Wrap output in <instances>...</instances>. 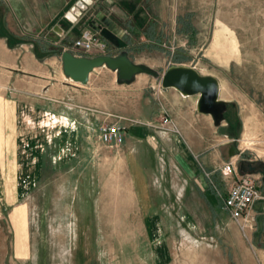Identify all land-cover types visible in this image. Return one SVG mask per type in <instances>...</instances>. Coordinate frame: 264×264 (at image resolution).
Here are the masks:
<instances>
[{"label": "rangeland", "instance_id": "1", "mask_svg": "<svg viewBox=\"0 0 264 264\" xmlns=\"http://www.w3.org/2000/svg\"><path fill=\"white\" fill-rule=\"evenodd\" d=\"M159 4L163 14L175 11L192 27L177 19L175 34H164L157 42L141 38L131 50L132 59L160 72L183 66L217 76L218 100L231 99L238 106L240 126L234 140L229 136L230 148L241 151L238 160L259 163L254 174L263 182L264 0ZM223 23L237 28L236 34H223ZM234 37L240 43V63L231 68L233 81L225 83L226 42ZM107 42L110 53L124 46L119 40ZM175 55L182 60L175 62ZM96 75L104 104L112 92L118 98L117 112L125 114L132 91L118 85L109 69ZM134 84L137 88L160 81L141 74ZM155 118L157 126L170 119L164 110ZM46 120L42 110H0V264H264V202L257 214L252 210L255 222L245 232L220 208L219 194L233 176H210L212 183L204 176L207 184L197 178L199 187H191L172 170V179L183 188L173 195L163 191L169 179L166 165L175 163L180 148L178 133L154 134L148 153L139 154L154 165L149 186L133 193L124 157L119 163L116 158L92 164L86 163L94 158L87 148L80 152L58 141L46 146ZM165 203H173L174 209L167 210Z\"/></svg>", "mask_w": 264, "mask_h": 264}, {"label": "crops", "instance_id": "2", "mask_svg": "<svg viewBox=\"0 0 264 264\" xmlns=\"http://www.w3.org/2000/svg\"><path fill=\"white\" fill-rule=\"evenodd\" d=\"M75 1L0 0V25L3 31L5 29L9 34L24 38L28 42L36 40L43 42V49L64 50L73 48L74 39L80 35L84 27L91 24L103 26L102 18L106 17L108 28L119 36V42L127 41L122 49L128 50L130 57L131 50L136 48L141 38L157 42L164 34L176 33L178 15L175 11L168 16L163 14L160 11L159 0H147V5H143L142 0H92L76 22L71 23L63 15ZM147 7L154 12L150 13ZM55 26H58V32L53 31ZM222 30L225 35H235L237 32V28L225 23ZM231 41L235 44L234 47L230 44ZM226 44L229 54L226 53L224 57L228 58L224 65L227 71L223 75L225 83L233 81L231 68L240 63L237 60L240 54V43L237 38L228 40ZM103 69L107 68L101 67L92 71L85 85L74 83L62 74L60 55L38 58L33 52L32 43L10 46L7 38L0 35V110H42L47 119L43 124L46 129V146L55 145L58 141L67 147H79L80 152L87 148V152L93 153L96 159L93 158L86 163L93 164L98 159L108 162L116 158L119 163V159L124 157L127 178L130 181L128 185L133 193H141L140 189L149 186L148 172H151L154 166L151 160L143 158L141 160L139 154H144L145 151L148 153V145L154 143L152 139L154 134L162 136L167 131L170 132L160 125H154L155 117L162 110L168 112L169 120L178 129V136L181 139L180 148L174 157L175 163L166 165L165 174L166 177L169 176L163 183L166 195H173L178 189L180 191L183 188V184L172 179V170L178 172L183 179H187L191 187H197L196 183L199 187L197 178L205 181V176L212 183L210 176L219 177L222 165L231 158H238L241 151H232L230 148L229 141L234 138L228 122L222 119L217 123L210 114L200 113L197 106L198 95H183L174 88H164L155 84L133 88L134 81L129 85H122L132 91V94L127 97L128 111L120 114L117 112L119 109L115 102L118 98L113 97L112 92L107 93L108 97L104 104L101 89L94 83L98 77L96 74ZM215 78L219 85V78L217 76ZM221 101L233 104L231 110H236L238 115V106L234 101L231 99ZM105 121L125 124L126 130L119 144H108L100 138L99 128ZM231 122L233 125V120ZM155 129L162 133L159 134ZM225 138L227 140H224ZM182 144L188 151L183 150ZM254 173L256 171L251 172L256 176ZM258 178L256 176V182L264 193V181ZM207 182L206 180L205 183ZM227 188L221 195L226 194ZM219 199L222 209L220 196ZM263 202L254 203L252 207L254 213L257 214L262 209ZM164 205L167 210L174 209L173 203ZM142 207L146 209L145 205Z\"/></svg>", "mask_w": 264, "mask_h": 264}, {"label": "water", "instance_id": "3", "mask_svg": "<svg viewBox=\"0 0 264 264\" xmlns=\"http://www.w3.org/2000/svg\"><path fill=\"white\" fill-rule=\"evenodd\" d=\"M91 3L92 0H76L63 17L74 23ZM106 19V17L102 18L104 26L101 27L100 34L107 41L118 44V37L108 28L109 23ZM53 31L58 32V26L53 27ZM60 61L64 77L81 85L87 84L90 73L101 67L115 73V81L118 85H129L138 75L146 74L159 80L164 88H174L187 96L198 95L197 106L200 113L210 114L217 123L223 119L226 103L218 100L217 79L210 75H201L193 68L172 66L160 72L145 63L135 62L126 49H121L116 54L93 56L77 55L71 49H64ZM237 169L241 173H251L256 170L251 161L246 159L238 160Z\"/></svg>", "mask_w": 264, "mask_h": 264}, {"label": "built area", "instance_id": "4", "mask_svg": "<svg viewBox=\"0 0 264 264\" xmlns=\"http://www.w3.org/2000/svg\"><path fill=\"white\" fill-rule=\"evenodd\" d=\"M102 25H88L80 35L74 39L71 50L79 54H111L109 44L100 34ZM161 128L178 133V129L169 119H165ZM125 127L119 123H103L100 125L99 134L103 142L119 144L124 136ZM238 158H231L221 167L225 176H233V181L227 188L226 194H219L222 199V209L237 223L240 230L245 232L253 227L255 216L252 207L256 201H264L256 178L250 173H241L237 169ZM264 236V229H263Z\"/></svg>", "mask_w": 264, "mask_h": 264}, {"label": "trees", "instance_id": "5", "mask_svg": "<svg viewBox=\"0 0 264 264\" xmlns=\"http://www.w3.org/2000/svg\"><path fill=\"white\" fill-rule=\"evenodd\" d=\"M186 22L183 23V19L181 16L178 17V23L179 24H185L186 28L188 27H192L187 18L184 19ZM1 24V23H0ZM182 31V29H180ZM0 35H4L6 38H7V41H8V45L10 46H14L16 44H19V43H32L33 45V52L34 54L36 55V57L38 58H41V57H44V56H49V55H53V54H58V55H61V52H62V49H43L42 48V43L41 41H33V42H28L27 40H25L24 38H19L17 36H14L12 34H9L8 32L3 31V27L0 25ZM119 43V42H118ZM120 43H123L124 46L126 45L127 41L124 40V41H120ZM178 53V51H176ZM182 59L180 56L178 55H175L174 56V61L175 62H180ZM234 107L233 104L231 103H226L225 104V110L223 111V114H222V117L223 119H225L227 122H228V126L230 127V129L232 130L233 132V136H235L237 133H238V130H239V126H240V120L238 118V116L236 115V110H231L232 108ZM234 118V119H233ZM233 120V125H232V121ZM235 122V123H234Z\"/></svg>", "mask_w": 264, "mask_h": 264}, {"label": "flooded vegetation", "instance_id": "6", "mask_svg": "<svg viewBox=\"0 0 264 264\" xmlns=\"http://www.w3.org/2000/svg\"><path fill=\"white\" fill-rule=\"evenodd\" d=\"M241 159H246V158H241ZM246 160H248V159H246ZM250 161H251L252 166L255 167V169H257L258 166H259V163L258 162H253L252 160H250Z\"/></svg>", "mask_w": 264, "mask_h": 264}]
</instances>
